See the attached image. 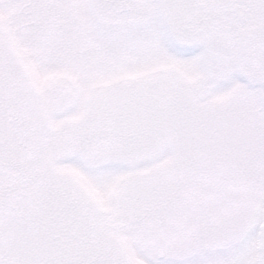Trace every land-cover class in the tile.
Here are the masks:
<instances>
[{
    "label": "snow or ice",
    "instance_id": "snow-or-ice-1",
    "mask_svg": "<svg viewBox=\"0 0 264 264\" xmlns=\"http://www.w3.org/2000/svg\"><path fill=\"white\" fill-rule=\"evenodd\" d=\"M0 264H264V0H0Z\"/></svg>",
    "mask_w": 264,
    "mask_h": 264
}]
</instances>
